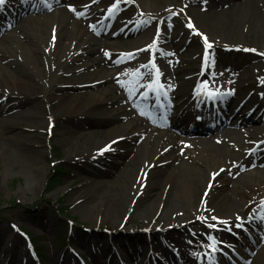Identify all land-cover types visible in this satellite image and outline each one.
Instances as JSON below:
<instances>
[{
  "label": "rangeland",
  "instance_id": "374dc122",
  "mask_svg": "<svg viewBox=\"0 0 264 264\" xmlns=\"http://www.w3.org/2000/svg\"><path fill=\"white\" fill-rule=\"evenodd\" d=\"M6 1L4 6L11 11L0 16L2 43H7L2 41V36L22 22L21 18L29 16L25 15L28 6L37 4L34 0ZM199 1L120 0L111 26L118 20L126 32L112 39L98 34V28H101V17L103 21H108V10L115 0H69L64 4L63 8L75 20L88 25V28L87 25L83 27L93 38H89L90 48L97 49L96 56L103 58L105 68L96 65L93 69L80 72L83 63H76L78 72L72 74L73 77L65 76L67 83L61 84L48 96V109L52 113L57 111L60 114L62 109L73 103L75 109L92 107L93 112L89 116L77 115L72 109L53 120L46 117V125L35 133L37 137L21 159H13L8 151L3 152L0 143V264H175L172 251L179 260L184 259L179 248L172 246L168 253L162 251L166 244L170 245L168 240L171 237L178 236L180 227L174 230L172 226L165 228L168 224L160 227L154 221H142L137 216L130 222L125 219L119 225L114 222L122 213L116 206H113L110 216L105 213V207L93 216L82 204L86 205L99 197L101 189H98L95 181L100 172L110 179H116L117 173L121 172L147 137L151 136L157 141L160 140L159 133L165 132L166 138L207 139L222 132L226 126L216 129L217 120L201 123V120L195 122V118L190 116L187 126L192 129L190 136L184 135L181 129L143 121L142 124L148 127L146 129L129 117L124 109V101L120 99L116 102L114 95L104 96L96 85L87 83L94 78L95 70L102 76L112 78L116 85L132 80L137 69L134 64L138 59L133 57V51L142 44L146 46L138 52L141 54L151 50L149 62L156 66L146 73L150 77L147 83L156 93H167L171 97V105L176 109L199 106V103L208 106L211 99L208 103L203 101L209 93H213L215 84H220L225 89L224 93L235 101L244 103L250 98L264 101V46L254 35L249 38L245 35H227L222 27L216 28L207 23V12L197 4ZM48 5L45 1L38 14L30 16H49V20L57 17L53 16L54 10ZM69 5L74 6L76 12L70 11ZM222 7L219 6V10ZM189 23L191 28L188 27ZM142 35L146 37L141 43L134 41ZM154 38H158V42L154 43ZM205 38L212 45L211 48L206 47ZM167 39L172 41L167 43ZM96 41L101 45L97 46ZM92 57V54L84 55L82 62H88ZM207 63L213 67L208 70L201 68ZM159 65L165 69L166 75L169 74L174 85L169 86L168 81L162 79ZM171 67L181 70V75L172 73ZM237 72L243 74L233 76ZM77 82L80 83L78 86ZM143 95L135 93L137 98ZM100 100L103 102L98 103ZM215 106L218 107V104ZM262 116L264 111L254 118L253 113L242 117L248 122L252 117L255 122L251 129L250 126L239 128L244 130V134L238 137L239 145L244 149L251 146L249 142L256 140L252 138L253 134L257 135L254 127L264 126V122L257 123ZM47 121L50 123L48 126ZM130 121L142 129L136 131V136L131 140L119 142L110 151L104 152L102 157H90L87 161L76 157L80 145L97 144L95 146L98 147L107 137L120 134ZM66 130L70 133L66 134ZM178 152L177 145L165 158L169 159L171 154L177 155ZM100 158L103 161H97ZM180 162H171L166 168L177 167ZM250 171L252 168L235 175L226 172L221 187L210 203L211 206L215 205L221 197L228 196L229 201L236 199L241 204V209L234 214L227 211L228 204L216 213H208L216 217L214 223H218L214 224L216 227H209L213 224L210 221L206 225L208 235L215 240L213 243L200 240L209 250L210 255L205 256L208 257L205 261L209 260L210 264H254V257L264 248V243L258 244L254 240L259 222L264 219V181L238 179L240 174ZM164 176L163 172L156 178V190ZM194 198L197 203L198 198ZM188 204H191L189 200ZM187 209L193 211L191 207ZM220 221L226 223L223 225ZM181 225L184 239L198 231L186 223ZM261 258L255 264H264V257Z\"/></svg>",
  "mask_w": 264,
  "mask_h": 264
},
{
  "label": "bare ground",
  "instance_id": "6f19581e",
  "mask_svg": "<svg viewBox=\"0 0 264 264\" xmlns=\"http://www.w3.org/2000/svg\"><path fill=\"white\" fill-rule=\"evenodd\" d=\"M34 1L37 4L28 6V12L25 13L29 16L21 18L22 22L2 36V41L7 43L0 42V143L2 151H8L13 159L24 157L27 147L37 137V131L42 130L46 125V117L53 120L61 117L64 111L72 109L77 115L89 116L93 112V108L89 106L75 109L73 103L62 109L60 114L57 111L52 113L48 109V96L61 84L67 83L68 79L65 76L70 77L78 72L76 63H83L80 72L84 69H93L97 67L96 65L105 68L103 58L96 56L97 49L90 48L92 46L89 38L92 36L83 27L87 24L75 20L63 8L69 0ZM45 1L47 5L50 3L48 6L54 10L53 16L57 15V17L49 20V16H30L38 14ZM197 4L206 10V22L215 25L216 28L222 27L224 34L245 35L248 38L254 35L264 46V0H200ZM219 6L223 7L219 10ZM10 11L9 8L2 6L0 16ZM114 18L115 16L110 13L108 21H103L104 18L101 17L98 34L110 39L116 35L122 36L125 29L118 20L111 26ZM145 37L146 35H142L134 41L141 43ZM170 41L172 40H166L167 43ZM151 42L149 43L152 45ZM100 45L98 42L97 46ZM145 46L141 44L133 51V57L138 59L134 64L137 69L132 80L116 85L112 78L102 76L95 70L94 78L87 84L96 85L104 96L114 95L116 102L120 99L124 101L126 105L124 109L129 117H132L137 124L141 123V127L146 129L148 127L142 124L143 121L176 130L181 129L184 135L190 136L192 129L187 128L190 116L195 118V122L201 120V123L217 120L215 128L221 129V126H226V129L207 139H175L169 136L166 138L165 132L159 133L160 140L157 141L151 136L147 137L121 172L117 173L116 179H110L100 172L95 181V185L101 189L99 197L86 205L82 204V207L93 216L105 207V213L110 216V211L116 206L122 213L118 218L119 221L114 222L119 225L123 224L125 219L130 222L137 216L142 221H154V224L160 227L168 224L165 228L172 226L173 230L179 227L182 230L181 224L184 223L196 227L197 233H191V237L186 236L185 239L183 232L177 230L178 236L171 237V240H168L170 245L166 244L162 251L168 253L172 246L181 249L178 251L184 256L183 260H179L175 253L171 252L175 264H210L209 260L205 261L208 258L205 256L210 255L209 250L200 240L213 243L215 240L212 235H208L209 230L206 229V225L209 221L213 223L211 225L218 223L217 221L214 223L215 220L208 213H216L227 204V211L233 214L241 209V204L237 203L236 199L229 201L228 196L221 197L215 205H210L218 188L221 187L225 173L230 172L235 175L239 174V171L252 168L248 174H240L238 179L252 178L255 181H264V126L254 127L253 130L257 135H252L256 140L249 142L250 147L244 149L238 141L239 135L244 134V130L239 128L249 126L250 129L253 128L255 124L253 118L264 111V101L258 99L254 101L253 98V100L251 98L245 100L244 103L241 100L235 101L229 94L224 93L225 89L220 84H215L213 93H209L203 101L208 103L207 101L211 99L212 102L208 106L199 103V106L176 109L171 105V97L167 93L164 91L156 93L147 83L150 77L146 76V73L152 67L149 62L151 50H145L146 52L141 54L138 52ZM89 54L94 55V58L82 62L84 55ZM212 67L207 63L201 68L208 70ZM159 69L162 79L168 81L167 85H174L161 65ZM180 72L177 67L172 68V73L181 75ZM240 74L243 73L237 72L233 76ZM79 84L77 82L76 86ZM137 92L145 95L137 98L135 96ZM200 96L203 94L200 93ZM100 102L103 101L100 100L98 103ZM216 103L218 107L215 106ZM252 113L253 118L251 117L249 122L246 118H242ZM262 117L257 123L264 122V116ZM49 124L47 121V126ZM141 130L130 121L120 134L107 137L98 147L97 144L80 145L76 150V157L86 161L90 157H102L104 152L110 151L119 142L131 140L136 136V131ZM65 133L70 132L66 130ZM177 145L179 147L177 155L171 154L169 159H166L165 156L167 157ZM235 152L237 153L234 154ZM235 155H238L237 158H234ZM179 160L181 162L177 167L169 170L166 168L171 162ZM97 161L101 162L103 159ZM211 162L213 165L209 166ZM163 172L165 176L158 183L156 190V178ZM194 197L198 198L197 203ZM188 200L191 204H188ZM188 207L193 211H188ZM181 211L182 214H179ZM188 239L194 243L188 242ZM254 240L258 244L264 243V219L259 222ZM261 257H264V248L254 257V264L259 258L262 259Z\"/></svg>",
  "mask_w": 264,
  "mask_h": 264
},
{
  "label": "snow or ice",
  "instance_id": "6c2138e0",
  "mask_svg": "<svg viewBox=\"0 0 264 264\" xmlns=\"http://www.w3.org/2000/svg\"><path fill=\"white\" fill-rule=\"evenodd\" d=\"M5 2H6V0H0V7L4 6V5H5ZM119 3H120V0H115V2H114V4L112 5V7L108 10L110 14H115V10L118 9V5H119ZM49 7H50V6H49ZM68 7H69V10H70V11L76 12V9H75L74 6L69 5ZM188 27H190V28L192 27L191 23L188 24ZM155 42H158V38H154V43H155ZM205 44H206V47H207V48H211V47H212L211 44H208V43H207L206 38H205ZM253 51H254V50H253ZM105 54H106V55H110L109 53H105ZM205 59L207 60V56L205 57ZM152 67H153V68L156 67L154 63L152 64ZM157 75H159L158 70H157ZM149 87H151V85H149ZM212 219H213V220H216L217 218H216V217H212ZM220 223H226V222H224V221H220ZM209 227H215V225H209Z\"/></svg>",
  "mask_w": 264,
  "mask_h": 264
},
{
  "label": "trees",
  "instance_id": "16d2710c",
  "mask_svg": "<svg viewBox=\"0 0 264 264\" xmlns=\"http://www.w3.org/2000/svg\"><path fill=\"white\" fill-rule=\"evenodd\" d=\"M62 175H64V174H62ZM59 179H62V176H59Z\"/></svg>",
  "mask_w": 264,
  "mask_h": 264
}]
</instances>
